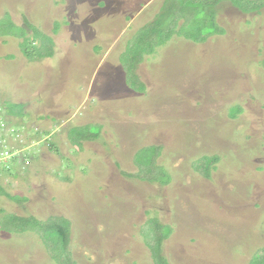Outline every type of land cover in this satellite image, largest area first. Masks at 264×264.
<instances>
[{
	"label": "rangeland",
	"instance_id": "374dc122",
	"mask_svg": "<svg viewBox=\"0 0 264 264\" xmlns=\"http://www.w3.org/2000/svg\"><path fill=\"white\" fill-rule=\"evenodd\" d=\"M100 1L0 0V162L13 160L11 150L22 155L18 172L0 170V186L28 198L0 194V221L14 213L72 224V256L32 231L0 227V264H252L264 249V5L247 13L242 0H179L186 23L208 33L214 26L216 36L201 45L177 39L136 71L145 56L129 50L151 40L137 30L150 18L151 0H130V21L120 5ZM190 29L176 34L197 41ZM46 34L54 57L28 59L25 50L41 48ZM115 57L125 83L144 91L138 72L148 94L120 78L124 93L109 97L106 83L121 70ZM105 60L112 67L103 69ZM89 124L82 132L95 137L77 152L69 131ZM153 147L167 185L143 179L154 177ZM29 151L34 158H25ZM206 157L211 176L204 177L196 168L209 167ZM155 222L173 228L163 244ZM156 251L165 259L152 257Z\"/></svg>",
	"mask_w": 264,
	"mask_h": 264
},
{
	"label": "trees",
	"instance_id": "16d2710c",
	"mask_svg": "<svg viewBox=\"0 0 264 264\" xmlns=\"http://www.w3.org/2000/svg\"><path fill=\"white\" fill-rule=\"evenodd\" d=\"M243 1L247 2L250 6L249 5L245 6V4H242L241 2H243ZM255 1H253L254 3H253V5H251L250 3L252 1H250V0H242L240 2L241 6L239 5L238 7L243 12H247V13H250V12H253V11L258 12L263 7L264 0H259V1L255 0ZM180 2H178V4ZM195 2L196 3H201V2H203V0L202 1L197 0ZM206 2H207V0H206ZM184 12H185V10H184L183 6H175V9H174V7L170 6V7H168V9H166V15L167 14H169V15L171 14L170 16L175 18L176 20H178L177 18H179L180 16L184 15ZM190 22L192 23V27H195L193 29L191 28V30L194 31L196 35L200 34V32H201L204 35L203 38H205V35H209V34L215 33L214 30H213L214 26L212 28V32L208 33L207 32V28L208 27L204 28L201 25V23L200 24L198 22L193 23L192 20H188V23H190ZM163 24H164V21L161 18L158 21H156V23L148 25L143 30H141L142 38L143 37H145L146 39L150 38L151 40L149 41V40L142 39V41H140L142 43V45L137 44L134 47H132L129 51L134 50V48H135V50L136 49H140V51H142L143 54H146L145 51H147L146 50L147 47H152V48L155 49V47L157 45L163 44L167 39L165 37L162 38V36L160 35V33H159L158 29H157L158 26L161 27ZM33 33H34V37H33L34 39L31 40V46L32 47H37V45H39L38 36L40 34L37 32V29L33 30ZM158 35H160V38H161L160 40L155 39V37L158 38L157 37ZM196 40H197V38H196ZM31 46H28V51L25 50V54L28 56V59L33 58L35 60V59H38V58L39 59H44V58H47V57L53 58L54 55H55V50H54L55 43H54L53 38L50 37V36L46 35L45 42L43 43V46L41 48H39L38 50L33 51V52L30 51V47ZM149 53H152V52H147V54H149ZM141 86H143V83L140 84V87ZM19 107L22 108V110H24L25 105L24 106H19ZM10 111H12V110H10ZM11 116H13V112L11 113ZM232 118H236V116H234ZM31 120H32V117H31ZM91 125L92 124H89V125H77L78 126L77 129H73V130L69 131V142H70V144L72 146H76V145L79 144V146L81 148L82 141H89V140L86 139L89 135L90 136L93 135V137H95L94 136L95 134H91L89 131L86 132L88 136H86L82 132L83 128L89 129V127ZM30 126L31 125L28 126V133L30 132V134H35V132H34L35 130L33 128H31ZM39 132H41V131H37L36 133H39ZM42 134H45V132H42ZM75 134H79V137L77 139H75V137H73ZM76 141H78V142H76ZM50 143H51L52 147H56V145L53 142L50 141ZM156 148L157 147H153L152 148L151 158H152L153 162H151V168L149 169L150 173L154 177L153 178H146V176H145V177H143V179L146 180V181L147 180L151 181V182L157 181V182H161V184H163V185H167L168 183L171 182V180L169 182H167V183H164L163 181L160 180L158 173H162V174H168V173L165 172L159 165L158 166L154 165V161H155L156 157L159 154L158 153L156 155V157L154 158L155 153H153V152H154V150ZM0 150H2V149H0ZM82 150H83V146H82V148L79 151H78V149L76 151L77 152H81ZM54 151L58 152L59 150L54 149ZM10 152L12 154L13 160L11 162H8L7 164H5V166H4V164L2 162H0V166H3L2 168H0V170L3 171L4 173L13 174V173L18 172L17 170H14L13 168H16L14 165L17 164V161L19 160V157L22 156V155L15 154V150H11ZM30 152L31 151H29V155L26 156L25 158L29 159V158H31V155H32V158L35 157L33 155V153H30ZM23 154H26V153H23ZM215 157L218 158V156H215ZM209 158L210 157L204 158V161L208 162L207 159L209 160ZM68 161L72 163L71 160H67V164H68ZM211 163L212 162L209 163V167H207V169L205 168V170L201 169L200 167H197L196 170L200 171V173L204 177L211 176V173H210V165H211ZM213 169L215 171V169H217V167L214 166ZM150 179H153V180H150ZM65 180H69V179L65 178ZM2 193L6 194V196L8 198H10L12 201L16 200L17 202H22V203H23V201H28L27 197L21 198L19 195L11 196L10 194L5 193L3 188L0 186V194H2ZM1 210H3V209H1ZM3 212H5V210H3ZM7 215H8L7 218H6L7 221H3V222L0 221V227H1L2 230L6 231V232H9V233H16V234H24L27 231L28 232L32 231L35 235H37L38 237H40V239H42L44 241L46 246H48V247H50L52 249H55L58 252L62 251V253H64V254L66 253L67 255L70 254V256H72V254L70 252V237H69L70 234H71V226H72L70 220H68V219H66L64 217L51 216L52 218H50L48 220H45V221H43V220L41 221L40 219H38L35 216H28V217L20 218V217L16 216L14 213L7 214ZM155 224H156L155 225L156 226L155 238L157 237V240L160 243L162 242V244H163V242L170 237L171 233L173 232V228H172L171 225L162 224L161 222L160 223L159 222H155ZM165 227H167V229H165ZM256 253H258V254L255 257V260L253 262L250 260L252 262V264H264V249H258L256 251ZM55 254L54 255L51 254L52 259L58 258L59 255H55ZM153 256L155 258H157V259L158 258L165 259L162 256L160 251L159 252L156 251L154 254H152V257ZM74 263L77 264L76 262H74ZM164 263L168 264L166 261Z\"/></svg>",
	"mask_w": 264,
	"mask_h": 264
},
{
	"label": "crops",
	"instance_id": "0c3cea01",
	"mask_svg": "<svg viewBox=\"0 0 264 264\" xmlns=\"http://www.w3.org/2000/svg\"><path fill=\"white\" fill-rule=\"evenodd\" d=\"M190 1L192 3L194 0H185L184 5H185V3L190 2ZM200 1H202V0H200ZM203 1H205V0H203ZM178 2H180V1L179 0H176V1H174V0H172V1L171 0H151V3H150L151 6L147 8V11L151 10V14L149 15L150 18H148V22L145 23L146 26L142 25L137 30H143L148 25L156 23V21H158L159 19L162 18L163 21H164V24L161 27L158 26L157 29H158L160 35L162 36V38L165 37L167 40L163 44L157 45L155 50L152 53L143 54L145 56V58L142 61H140L139 63H137L136 71H138L139 64L144 63L148 58L153 57V55H155L156 49H160V48L166 47L168 45H171V47H172V46H174L177 43V41H176L177 39H183V40L187 39L186 41H189L190 43L192 42V43H194L196 45H198V44L201 45V44L207 43L206 40H208L209 37L211 38V37L216 36V33H213L211 35H205V38H203L204 35H203V33L200 32V34L197 35V37L199 39L197 41H194V40L190 39L188 36H186L184 33L183 34H179V35L176 34V31L183 30V32H186V31H189V27H191L192 29L195 28V27H192V23L191 22L190 23H186L185 22V20H186L185 15H182L179 18H177L178 20H176L175 18L171 17L170 16L171 14L170 15L169 14L166 15V9H168V7L171 6V7H174V9H175V6H183L182 3H181L183 1H181L179 4H178ZM109 4H110V6H111V4H115L116 6L120 5L121 9H123V12L127 13V15H128V6L130 5V0H120V1L119 0H102V1H100V6H103L104 8H108ZM140 4L141 5L139 6V8H144L145 3L141 2ZM155 15L159 16L157 20L153 19V17ZM189 17H191V16H189ZM126 19L128 21H130L131 17L128 15V16H126ZM217 23H218V21H217ZM129 25L131 26V24H129ZM56 27H58L57 24H56ZM221 28H223V27H221ZM184 30H186V31H184ZM135 32H136V30H135ZM47 36H49V35H47ZM53 40H54V38H53ZM96 49H98V52H99V50H101V48L93 47L94 52H95ZM45 59H51V58L47 57V58L39 59V60L44 61ZM102 59H104V58H100V61ZM115 59H116L115 60L116 64H118L117 66H119V68L121 70L119 72L117 71V73H116L117 74V77H116L117 78V82L111 81V82L106 83V84H108L106 86V87H108V89L114 90V91H111V92H107V93H110V95H111V96L109 95V97H112V96L117 95V94H121V93L123 94L124 93L121 90H118V88H117L118 87L117 85L120 83V80H119L120 78H121V80L123 78L124 85L129 90H132L133 92H135L137 94H140V95L141 94L142 95L148 94L149 91L147 89V86H146L145 82H143L140 79V76H139L138 72H137V78L141 81L140 83H143L144 91H140L138 89V87L135 90V89H133L134 87L128 86L125 83V81H126V78H125L126 77L125 67H124L123 64H121V59H119L117 57H115ZM104 63H106V64H104L103 69H107V68L112 67L111 65L107 66V64L109 63L107 60H105ZM121 85H123V84L121 83Z\"/></svg>",
	"mask_w": 264,
	"mask_h": 264
}]
</instances>
